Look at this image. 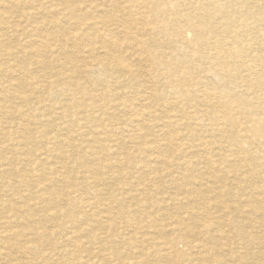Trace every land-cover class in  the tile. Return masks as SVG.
I'll return each mask as SVG.
<instances>
[{"label": "bare ground", "instance_id": "bare-ground-1", "mask_svg": "<svg viewBox=\"0 0 264 264\" xmlns=\"http://www.w3.org/2000/svg\"><path fill=\"white\" fill-rule=\"evenodd\" d=\"M16 7L23 11L18 17H26L25 23L31 26L28 28L31 29L28 39L24 40L26 45L21 46L20 51L16 50L29 62L21 64V60L15 59L19 64L16 70L19 73L15 71L17 78L0 98V115L5 114L0 117V123L17 120L22 130H29L23 122L27 115L24 107L31 104L28 101L32 98L31 93L42 88L34 91L37 86L32 85L29 88L31 93L29 95L27 92L26 98L23 92L31 84L29 80L50 77L44 68L52 66L47 56L55 52L56 59H62L67 72L61 73L57 79L58 93L51 91L50 84H44L43 88L48 99L60 95L58 97L62 100L56 105L61 111H58L57 117L55 115L56 123L46 117V111H36L37 117L47 118L42 123L40 135L48 139L50 133L55 132L57 137L63 128L76 136L83 130L87 131L100 119L93 112L104 109V103L101 105L102 102H98L100 96L104 99V87L116 89L118 94L108 101L110 108H113L111 115L114 118V110L122 107L126 111L121 115L122 122L130 127L114 138L117 144H131L136 150L149 148L152 150L150 154L154 152L158 163L153 164L154 169L149 171L156 177L154 179L149 175L148 180L155 185L153 192L158 190L162 198L154 204L149 203V197H145L148 196L149 185L138 180L135 183L130 181L133 187L137 186V191L129 194L128 198L136 207L126 210L125 202L120 200L117 204L124 212L112 209L113 206L107 209L108 220L112 217L120 219L125 227L120 232L115 233L114 229L110 232L121 238V242L118 241L121 246L112 239L107 240L105 235L96 251L85 249L86 255L69 251L67 247L73 244L72 240L65 238V233L61 232L57 239H50V232L38 226L40 219L28 211L27 197L10 189L16 187V181L6 182L7 176L15 174L16 169L10 162L12 158L7 159L4 152L5 149L12 152L13 148L4 141L15 138L16 133L8 128L9 124L7 127L0 126V232H8L0 238V264H93L92 257H97L98 264H108L112 257L117 258L118 264H264V185L255 183L264 178V0H18L17 4L3 0L0 2V37L5 33L2 27L3 12L13 11ZM36 14H43L45 18L41 16L39 21ZM147 25L151 26V30L146 29ZM114 33L121 34L125 41L115 38ZM85 40L88 43L87 55L93 53L94 42L101 44L103 53L93 55L92 59L84 60L82 64L75 63L73 55L68 53V42L75 41L74 47L77 49L79 41ZM158 41L164 44V50L153 48V45H159L156 43ZM149 48L153 56L150 64L156 76L143 79V87L136 82L128 86V81L134 77H131V68L125 62L126 57L134 63L141 62L139 54H132L131 51L147 52ZM2 51L0 60L5 54ZM115 52L124 55L117 57L114 56ZM31 65L38 70L30 75ZM96 68L100 74L115 72L114 81L110 82L112 85L105 86L101 76L90 74V70ZM2 69L1 83L6 81L3 77L8 76ZM78 76L91 81L95 77L94 84L88 87L81 83ZM162 80V90L154 92L153 86ZM67 95H70L68 100L64 98ZM13 101L17 103L13 104ZM56 105L52 104L47 110H54ZM63 122L65 124L62 125ZM21 125L16 126L17 131H20ZM158 135L164 143H157ZM183 143L194 150L191 156L181 152ZM95 146L88 145V148L96 151L98 147ZM35 149L37 152L41 150L40 154L43 151L57 152V162H61L60 159L67 154L62 142ZM112 150L116 152V148ZM127 157H124L125 160ZM146 160H137L133 167L136 168V165L137 169L147 171L150 163ZM166 161H171L176 170L165 165ZM45 162L38 164L49 168ZM85 168L88 171L90 167L86 165ZM112 168V164L105 167L109 179L122 174L117 170L112 176L110 172L115 170ZM165 168H169L165 173L168 180L159 176L158 171ZM230 175H233L236 187L242 183L235 193L230 192L233 187ZM40 178L49 180V175L42 172ZM95 178H84L79 183L68 179L66 194L72 195L78 188H91L96 197L93 202L104 206L103 190L95 181L100 177ZM248 181L247 186L244 185ZM107 187L112 190L113 184L108 183ZM31 194L30 190L26 194L29 200H36L35 206L43 213L44 219L53 220L55 225L60 219L72 224L76 222L75 215L70 214L71 209L64 205L65 200L69 199L66 205L70 202H80L84 207L93 204L84 196L79 197L78 202L73 196L72 199L67 195L65 198L53 197L50 192L38 198L36 194ZM75 194L77 196V192ZM178 195L186 198V206H170L172 210H168L167 204L175 201ZM241 196L244 197V206H234V203L241 201L237 199ZM111 201L109 199L110 204ZM160 202L163 203L162 207L157 208ZM229 204L234 205H230V208ZM147 207L161 209V212L149 217ZM179 208L183 210L175 212L177 216L170 214ZM210 208L219 214L214 219L209 217ZM51 209L52 213L47 212ZM223 210L227 213L225 216H221L220 211ZM8 216L22 217L29 224L14 229ZM100 218L104 217L96 213L91 219ZM170 223L173 226L167 229ZM93 225L103 228L98 220ZM62 226L57 227L63 229ZM72 226L79 231L77 226ZM81 232L84 233V230ZM137 232L141 244H137L135 249H128L136 240L134 234ZM95 240L93 234L88 236L89 245ZM41 245H45V248Z\"/></svg>", "mask_w": 264, "mask_h": 264}, {"label": "rangeland", "instance_id": "rangeland-1", "mask_svg": "<svg viewBox=\"0 0 264 264\" xmlns=\"http://www.w3.org/2000/svg\"><path fill=\"white\" fill-rule=\"evenodd\" d=\"M2 1L3 0H1L0 2H2ZM10 1H12V2L14 1V2H16V4L18 3V0H10ZM18 8L16 7L15 10L3 12V14H2V19H3L2 27L4 26L3 30H4L5 33H4V35L2 37H0V50H4L2 52H3V54L4 53L5 54L1 58L2 60H0V61H1V69L3 67V69L8 74V76H4L3 77L4 80H6L5 82H2V83L0 82V87L2 88V89H0V98L2 97V95H4L6 93L7 90H5V89L9 88L10 84H13V82L15 81L14 79L17 78V75L19 73L18 71H16L19 68L18 67L19 64H18V62L16 63L15 59L21 60V64H27L29 62V60H27V58H24L20 54V52H17V51L21 50V46H25L26 45L27 42L24 41V40L28 39L27 36L30 34V32L28 33V31L31 30V29H28V28H31V26H29L28 24L25 23L26 17H23V16H20V18L18 17L19 15H21L20 12H23V11L19 10V9L22 8L21 5H20V8L19 9ZM35 16L36 17L38 16L37 19L39 21L41 20V16H42V19L45 18V16L43 14H40V16H39V14L38 15L36 14ZM52 16H56V14H53ZM13 17H14V19H12ZM48 17H50V16H48ZM22 19H24V20H22ZM134 19H136V16H134ZM137 21H138V19H137ZM18 23H19V26H17ZM106 25L111 27V25L108 22H106ZM150 25H147L146 29L151 30L149 28V27H151ZM16 27H17V29H16ZM104 30H105V28H104ZM148 32H146V33H148ZM114 35H115L114 36L115 38H119V39H122L123 41H125L122 38L121 34L114 33ZM136 36L139 37V35H136ZM146 36H147V34H146ZM150 36H151V34H150ZM20 37H22V38L20 39ZM68 43H69V52L68 53L73 55L75 63H78V64H82L86 60L92 59L93 55H95V54L100 55V54L103 53V49H102L101 44L99 42H94L93 43V47H94L93 48V53L92 54H88V55H87L88 46H86V45H88V43H87L86 40L81 42L83 45L79 41V46H78L77 49H76V47H74L75 41L68 42ZM156 43H159V45H156V47H155V45H153L154 49L157 48L158 51L164 50V49H162L164 47V44H162L161 41H158ZM81 49H82L83 53H82ZM167 51H168V49H167ZM15 52H16V54H15ZM99 52H100V54H99ZM72 53H74V54H72ZM115 53H116V55H114V56H117V57H121V55H124L122 52H115ZM131 53L135 54V55L139 54V56L141 58V62H138V63L135 62L134 63V62H132V60L130 58L126 57L125 62L131 68V77H134V79L128 81V82H130V84H128V86L134 85V83L136 82V83H138L139 85H141L143 87L142 84L145 83L144 82L145 80H143V79H147V78L150 79L153 76H156L155 72H153V70H152L153 69L152 68V64H150L151 60L153 59L152 58L153 56L151 55L150 48H149V51L147 50V52H145L144 50L143 51L141 50L140 53L139 52H137V53L135 52L134 53L133 51H131ZM18 54H19V56H18ZM9 55H11V56H9ZM15 56H16V58H15ZM43 56H45V54ZM157 56L155 58L158 59L159 57H157ZM47 58L49 59V61L51 59V63L52 64H50V65H52V66L49 67V68H44V70L47 71V73H49L50 77H48V78L44 77V78H42V80H40V78H39V79H37L38 80L37 83H35L37 81L36 78L34 79L36 81H34L33 79L29 80L31 82V84L26 86V90L23 92V96H24V98H26L25 97L26 93L29 92V93H27L29 95L31 93L29 88L30 87L32 88V85H36L38 87V88L37 87L34 88V91L37 90V89L40 90L42 88L40 91L37 90V92L35 91V92L31 93L32 95H30V96H32V98L30 100H28V101H31V104L30 105L26 104V106L24 107L25 108L24 112L27 115H26V119L23 122L26 124V127H28L29 130L28 131L27 130H22V125L17 123V120H14L13 122L6 123V124L5 123H3V124L0 123V126H2V127H7L8 124H9L8 128L13 130L16 133L15 136H14L15 138L11 137V138L7 139V141H4V143L9 144V146L13 148L12 152L7 151L6 149L4 150V152H5V156H7V159L10 160L12 158L11 159L12 161H10V162L13 163V165H14V167L16 169V173L15 174H10V175L7 176V179H6L7 181L6 182L10 183L12 181H14V182L16 181V183H15L16 187H13V188H10V189H13V191H15V192L18 191L25 198L27 197V199L29 201V203H28V205H29L28 211L30 213L33 212V215H34V217L36 219H40V222H39L38 226H42L43 228L47 229L48 232H50V236H49L50 239H52V240L57 239L60 236V232L61 233H65L64 234L65 238L68 237L69 239L72 240V243L74 244V245L73 244L69 245L67 247L68 250L69 251L72 250L73 252H78V253L86 255L85 249H91L92 251L98 250L97 248L100 246V243L103 241L105 235H106V239L107 240L112 239V241H115V242L120 241L121 242V240H120L121 238L120 237L119 238L115 237L112 234H110V232L112 231V229H114L115 233H117V232L122 231V229H125V227L123 226V223H121L120 219H115V218L112 217V218H110L108 220L109 214H108V210L107 209H109V206H111V207L113 206L112 209H115L117 211H122L120 209L121 207H119V205L117 204V203L120 202V200L125 202L126 210H130V209H133L134 207H136L135 203L130 202L129 198H128V197H130L129 194H134L137 191V190H135V188L137 186L133 187V185H132L133 183H130V181L135 183L138 180V181H141V183H146V184L149 185L150 189L148 190V196H145L146 198L149 197L148 198L149 199V201H148L149 203L154 204L156 201H159V199L162 198V196H160V193L157 192L158 190L156 192H153L155 190V188H154L155 185H152L151 182H149V180H148V176L149 175L153 176V177L155 176V174L154 175L150 174V171L152 169H154L153 164L158 163V161L154 157V152L151 153L152 155L150 154V152L152 150L149 149V148H147V149L146 148H140V149L136 150V148L131 146V144H130V146L129 145L126 146L127 144H123V143L121 145L117 144L116 139L114 138L115 135L121 134L122 130H123V132H125V129H128L130 127V125L126 126V124H123V122H122V119H121L122 116L121 115L124 112H126L122 107H120V109H115L114 110V114H115L114 118L111 115L112 111H113V108H110L111 105L109 104L108 101H111V96L113 97L114 95L118 94L116 92V89H113L112 87H110V88L104 87V99H101L100 98L101 96L100 97L98 96L99 97L98 102L99 103L102 102L101 105H103V103H104V109L103 110H101L99 108V110L96 109V111L93 112L94 115H96V116L99 115L100 119L98 121H96L98 124L96 122H94L95 124L93 123V125L91 127H89V129L87 131L84 132V130H83L82 132H79L80 134H78L77 136L76 135H70L67 132V130H65L63 128L61 134L59 136H57V137L55 136V134H56L55 132H51L50 133V137L48 138L49 140L44 138V137H42L40 135V133L42 132V123H43V121L44 122L47 121V118H50L52 123H56L58 121L56 119V117L59 115L58 111L60 113L61 110H60L59 106L56 105V103L59 104L60 99L62 100V98L58 97L60 95L48 99V97L44 93L45 92V88H43V86H44V84H50L51 91H53L54 93H58L59 92L58 91L59 88H57V86H56L57 83H58L57 79H58V77L61 76V73L67 72L66 71V65L61 62L62 59H60V60L56 59L55 52L52 53L51 55H48ZM14 64H15V66H14ZM93 65H94V63H93ZM34 67L35 66H33V65L29 66L30 75L34 74V72L36 70H38V68H34ZM133 68H134V70H133ZM1 69H0V77L3 74V73H1ZM3 69H2V72H3ZM97 69L98 68L91 69L90 70V74L95 75V77L96 76H98V77L101 76L103 78L104 82H105L104 83L105 86H106V84L112 85L111 83H112V81H114L113 77L115 75V72H107V73L104 72V74H100V73H98L100 71H96ZM11 70H12L13 73L11 72ZM15 71L18 72V73H16ZM142 73H145V75H146L145 78H144L145 75H143ZM78 77H80V79H79L80 81L82 80L81 83L84 82V84L89 85L88 87H90V84L91 85L94 84L93 81H94L95 77H93L94 79L92 81L89 80V79L85 80V77H83V76H78ZM86 81L87 82H91V83H85ZM161 83H163V80L161 82L155 83V86H153L154 92L157 93L160 90H162L161 89ZM1 84H3V86H1ZM10 89H12V88H10ZM56 90H57V92H56ZM101 91H103V89ZM33 93H34V95H33ZM37 95H39V96H37ZM44 95H45V97H44ZM77 96H79V95H77ZM69 97H70V95H67L64 98L66 100H68L67 98H69ZM36 99H38V101H35ZM63 101H64V99H63ZM86 101H88V100H86ZM16 103L17 102L13 101V104H16ZM52 104L56 105L55 106L56 108L54 110H51V109L47 110ZM136 106L139 107V105L137 103H136ZM34 107L36 109H34ZM41 110L42 111L44 110V111L47 112V114H46L47 118L45 116H39V117L36 116V114H37L36 111H41ZM53 111H54V114H53ZM1 113L2 112H0V114ZM55 115H56V117H55ZM102 115H103V117H102ZM1 116H5V114L0 115V117ZM102 118L103 119L105 118V119L103 120ZM63 124H65V122H63L62 125ZM18 125H21L20 126V131L16 130V129H18L16 127ZM106 125H107V127H105ZM83 129H85V128H83ZM92 129H93V131H92ZM0 130H1V128H0ZM38 130H40V131H38ZM126 133H127V130H126ZM89 136H91V137H89ZM87 137H89V140H88ZM160 137L161 136L158 135V140L159 141L157 143H164V141L162 139H160ZM214 138H216V135L214 136ZM19 140H21V141H19ZM36 140H37V142H36ZM148 140H150V139H148ZM55 142L56 143L57 142H59V143L62 142L63 148L66 150V153H67L64 158L60 159L61 162H57V160H58L57 159V156H58L57 152H55V151H46V152H44L42 150L43 153L40 154L41 150L37 152L36 149H35V148H40L42 145L43 146L44 145L45 146H55V144H56ZM104 142H106L107 144L106 143L104 144ZM218 142H220V139H219ZM99 143H100V146L98 145ZM72 144H74V146H72ZM223 144L224 143H222V145ZM21 145H22V147H21ZM81 145L83 147H81ZM88 145H92V146L96 145L95 147H98L99 149L96 148V151L95 150H91V149L88 148ZM161 145H163V144H161ZM103 147H104V149H103ZM124 147H125L126 150L124 149ZM223 147H224V145H223ZM113 148H116V152H114L112 150ZM182 148L183 149L181 150V152H183V154L186 155V156H191L194 153V150H192L190 148H187V144L186 143H183ZM35 151L37 152L36 154H35ZM122 151H125V152H122ZM68 152H70V155H69ZM132 152H133V155L131 156ZM190 152H192V153H190ZM27 153H28V155H27ZM115 153H117V154H115ZM125 153H126V155H125ZM117 155H118V157H117ZM127 155H128V157L125 160L124 157H126ZM213 157H214V160H216V155H214ZM105 158L107 160H105ZM135 158L137 160H139V159L146 160L147 159L146 160L147 163H150L149 168L147 169V171L142 170L140 168L137 169L138 167L136 165H135L136 168L133 167L134 162H135V164L138 163L137 160H135ZM35 159H36L37 162H35ZM40 161H46L44 164L46 166H49V168H45V167L43 168L42 164H38ZM105 164H106V166H107V164L108 165L109 164L113 165L112 170L113 169H115V170H113V172H110V173H112V176L116 173L117 170L119 172H122V174L119 177L109 179L108 178L109 175L107 174V172L105 170V167H106ZM164 164L169 166V168L171 170H176V168L172 167L173 164H172L171 161H169V162L166 161V162H164ZM86 165L88 167H90L91 169L88 168L89 170L86 171V168H85ZM103 167H104V172H103ZM150 167H151V169H150ZM95 168L97 169V171H96ZM157 169H159V168L157 167ZM168 169L165 168V169H162V171L159 170L158 172H160L162 174L161 175L159 173V176H163L162 178L166 180L167 176L165 175V173L169 171ZM199 169H201V168H199ZM34 170H36V171H34ZM92 171L95 173V175H94V173ZM42 172L48 174L49 175V180H51V181L45 180V179L42 180L40 178V174ZM91 172H92L93 175L90 174ZM28 174H30V175H28ZM38 174H39V176H38ZM83 176H84L85 179L83 178ZM93 176H95L96 178L93 177ZM97 176L100 177V179L99 180H95V181H96V183H98V186H100L102 188V190H103L102 192L104 193L103 194L104 195V206L93 202L94 200H96V197H95V194L92 192L91 188L90 189L86 188V190L78 188L77 190L75 189V191H74V193L72 195L66 194L67 190L69 189L66 186V184H67V182L69 180H72V181H75V182L78 181V183H79V181L81 179L82 180L83 179L84 180H92L93 178L97 179ZM159 176H158V178H159ZM232 176L233 175H230L231 182L233 184L234 181L232 180V178H233ZM59 177H61V178H59ZM71 177H73V179ZM155 177H154V179H155ZM57 178H58V180H57ZM61 179H63L64 181H60ZM151 180H153V179L151 178ZM255 181H256V178H255ZM249 182L250 181L244 182V185L247 186V183H249ZM108 183L113 184V189L112 190H110L107 187ZM255 183L256 184L260 183V184L264 185V178L262 179V181L259 180V181H256ZM241 184L242 183H240V185H238V186H241ZM103 185H104V188H103ZM238 186L236 187L235 184H233V187L230 188V192H234L235 193L238 190V188H239ZM125 187H127V188H125ZM29 190L32 192L31 195L34 196L36 194L35 197L37 196V198L40 197V196H43V195L46 196L47 192H50L53 197L65 198V195H67L68 197H70L72 199V196H73L74 197L73 199L74 200H78V202L80 201L79 197H83L84 196V197H86V200H88V201L91 200L93 202V204L84 207V206H81L80 202L79 203H75V204H72L70 202V204L66 205V203H67V201H69V199L65 200L64 201V205L67 208L71 209L70 214H72V215L74 214L77 219H75V221H76L75 224H72V223L68 222V220H66V219H65V221L60 219L58 222H60V224H63V226H62L63 229H59L60 227H57L58 225H60L58 222H56V225H55L53 220L44 219L43 213L40 212L39 208H37L35 206L36 205V202H35L36 200H33V199L29 200V195H26ZM119 191H121V192L119 193ZM75 192H77V196H76ZM152 193H154V194H152ZM19 198H22V197H19ZM109 199L112 200L111 204L109 203ZM237 199H241V201L238 202V203L237 202L234 203L235 205L234 204H232V205L229 204V207H230V205L231 206L234 205V206H238V207L239 206L243 207L244 206V204H243L244 202L242 201V199H244V197L241 196V197H239ZM165 200H166V198H165ZM166 201L170 202L169 199H167ZM228 202L229 201H227V203ZM185 203H186V198H184L183 196L178 195V197H177V199H175V201L172 202V200H171V202L167 204L168 205V210L170 209V211H171L172 210L171 207H174V206H177V205L183 206L182 204H184V206H186ZM162 204L163 203L160 202V204L157 206V208L162 207ZM99 206H101L102 209ZM107 206H108V208H107ZM157 208H155V207H147L146 212L148 213V216L149 215H150L149 217L156 216L157 213L161 212V209H157ZM92 209H93V212H92ZM98 209L102 210V212L101 211L99 212ZM0 210H2L1 206H0ZM180 210L182 211L183 209H181V208H179L178 210L176 209L174 212H170V214L172 216H177V214L175 212H177V211L180 212ZM210 210H211V213L209 214V217H212V219H214V216L216 217L217 215H219L218 212L214 211V209L210 208ZM150 211H153V212H150ZM47 212L52 213V209H51V211H47ZM122 212H124V211H122ZM25 213H26V211H25ZM96 213H97L98 216H103L104 218L105 217L106 218L105 219L104 218L103 219H101V218L100 219H91L92 217L96 216ZM186 213L185 214L188 215V211ZM220 213H221V216L222 215L225 216L227 214L226 211H224V210L220 211ZM7 214L9 215L10 213L7 212ZM182 214H184V212ZM185 214H184V216H185ZM22 215H24V212H23ZM106 215H108V217ZM83 217H84V219H82ZM88 218H90V219H88ZM7 219L12 223L11 225H12V228H14V229H16L17 226H24L25 227V226H28V224H29V223H26V221L22 217L13 218V217H9L8 216ZM95 220L100 221V223H102L103 228H100V226L97 227V226L93 225ZM53 225H55L56 227H53ZM72 225L77 226L80 232L84 230V233L83 232L80 233L77 230V228H75ZM172 226H173V224L170 223L169 225H167V229H170ZM50 230H52V231H50ZM117 230H119V231H117ZM128 230H129V228L126 229L125 231L127 232ZM7 233L8 232H5V231L0 232V238H2ZM89 233L93 234L96 237V240L92 241L90 243V245L88 243V236L90 235ZM95 234H97V235H95ZM134 236H136L134 238L136 240L134 241L133 244H131L128 247V249H131V248L135 249L137 244H141L138 241L139 240L138 239L139 233L137 232L136 235L134 234ZM77 244H79V245L77 246ZM86 244H88V246ZM119 244L121 246V243H119ZM40 247L45 248V245H43V246L41 245ZM122 250H123V248H122ZM106 255L109 256V253H106ZM91 260H92L93 264H98L97 257H92ZM108 264H118L117 258L112 257L111 261Z\"/></svg>", "mask_w": 264, "mask_h": 264}]
</instances>
